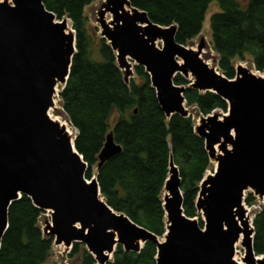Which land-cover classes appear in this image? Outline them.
I'll list each match as a JSON object with an SVG mask.
<instances>
[{"label":"water","instance_id":"obj_1","mask_svg":"<svg viewBox=\"0 0 264 264\" xmlns=\"http://www.w3.org/2000/svg\"><path fill=\"white\" fill-rule=\"evenodd\" d=\"M69 21L47 10L44 0H0V250L9 209L27 196L44 212L43 233L54 246L70 250L82 243L97 264H108L118 245L140 253L148 241L157 245V264H240L239 242L242 264H264V255L253 251L252 211L244 207L247 191L264 201V76L238 65L235 78L228 79L204 57L203 37L196 48L179 44L177 25L153 23L129 0L101 2L100 36L116 53L125 83L133 78V64L142 66L167 119L192 114L187 87L175 83L178 75L228 104L227 112L200 115L195 127L215 164L196 201L204 227L184 213L182 181L170 156L162 199L166 232L159 238L107 204L98 176L87 178L88 165L75 146L77 131L69 133L50 115L77 52ZM121 150L109 133L97 171Z\"/></svg>","mask_w":264,"mask_h":264},{"label":"trees","instance_id":"obj_2","mask_svg":"<svg viewBox=\"0 0 264 264\" xmlns=\"http://www.w3.org/2000/svg\"><path fill=\"white\" fill-rule=\"evenodd\" d=\"M95 1L44 0L46 9L59 20H70L76 35L77 52L60 98L77 131L75 146L88 165L87 178L97 171L100 152L108 134L113 133L122 150L96 172L102 196L115 212L163 238L166 214L162 199L172 156L182 181L184 213L198 218L203 228L196 201L212 163L204 139L195 132L193 112L198 116L227 112L228 104L214 93L191 88V81L178 75L175 83L187 87L186 106L192 114L167 119L142 66H135V77L125 83L116 53L85 14ZM129 1L153 23L177 25L176 41L185 46L201 34L209 7L217 1L220 11L211 16L210 28L219 71L234 79L235 62L250 60L256 71L264 72V0ZM257 200L250 193L245 203L253 206ZM43 214L27 196L11 205L0 264H50L54 239L44 236L40 225ZM253 226V251L264 255V206L255 213ZM157 252V245L150 241L140 253H127L118 245L108 264H157ZM68 258L74 264H97L82 243H74Z\"/></svg>","mask_w":264,"mask_h":264},{"label":"rangeland","instance_id":"obj_3","mask_svg":"<svg viewBox=\"0 0 264 264\" xmlns=\"http://www.w3.org/2000/svg\"><path fill=\"white\" fill-rule=\"evenodd\" d=\"M102 1L103 0H96L94 3L89 5L85 10V14L89 20V24L92 26V28L98 29L99 36H100V29H99V25H98L96 19L98 17V9H99ZM219 11H220V8H219L218 2L217 1L213 2L210 5L209 10L206 14V18H205V22H204L201 34L197 38H195L189 45L191 47L196 48L197 45L199 44L200 40L203 37L207 43V48L204 49V57L206 58L207 62H209L212 66H216V67H217V62H218V56H217L216 52L213 50L212 44H211L210 18L213 14H215ZM107 19H111V16L108 15ZM69 27L72 28L70 21H69ZM157 45L159 47H162L161 42H159ZM238 65H242L245 68L250 69L251 72L256 74L257 76H264V72L261 73V72H258L255 70V68L251 64L250 60L236 61L235 67H237ZM134 67L135 66L133 64V71H134L133 77H135ZM61 91H62V86H59L57 88V91H56V94L54 97L56 111L51 110L50 115L53 119L58 120L59 122H67L70 125L72 132L75 134V129L70 124V122H69V120H68V118H67V116L64 113L63 108H62V102H61V98H60V92ZM193 118H194L193 120L195 121V123L197 125L199 122V116H198L197 112H193ZM214 169H215V164L212 163V166H211L210 170L207 172V174L213 173ZM96 172L97 171L95 169L93 171V176L96 175ZM250 193H251L250 191L245 192V198ZM263 206H264V201L259 200V199L255 203V205H253L251 207L248 206L244 202V207L252 211L253 217H254V214L256 212H258ZM200 216L202 218V215H200ZM253 217H251L250 224H252ZM40 225L42 228H45V219L44 218L41 219ZM71 250H72V248L70 250H66L63 246H58V247L54 246L53 255H52V258H51L49 263L50 264H74L72 262V260L68 258V254L70 253ZM235 256H236L235 258H237L240 261H242L243 257L245 256V249L242 246V242L237 243ZM112 258L110 259V261L112 260Z\"/></svg>","mask_w":264,"mask_h":264},{"label":"bare ground","instance_id":"obj_4","mask_svg":"<svg viewBox=\"0 0 264 264\" xmlns=\"http://www.w3.org/2000/svg\"><path fill=\"white\" fill-rule=\"evenodd\" d=\"M61 88V87H60ZM57 96V95H56ZM58 121V120H57ZM62 125L66 126L67 130L69 131V133H73L72 129L70 127V125L67 122H60ZM236 257V256H235ZM240 264H242V261L238 260L237 258H235Z\"/></svg>","mask_w":264,"mask_h":264},{"label":"built area","instance_id":"obj_5","mask_svg":"<svg viewBox=\"0 0 264 264\" xmlns=\"http://www.w3.org/2000/svg\"><path fill=\"white\" fill-rule=\"evenodd\" d=\"M261 210V209H260Z\"/></svg>","mask_w":264,"mask_h":264}]
</instances>
